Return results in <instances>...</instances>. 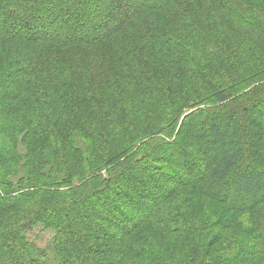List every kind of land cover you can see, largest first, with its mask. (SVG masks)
Masks as SVG:
<instances>
[{
  "label": "trees",
  "instance_id": "1",
  "mask_svg": "<svg viewBox=\"0 0 264 264\" xmlns=\"http://www.w3.org/2000/svg\"><path fill=\"white\" fill-rule=\"evenodd\" d=\"M11 78L14 95L0 96V132H12L0 148V264H78L65 244L74 230L84 264H264V126L252 113L264 102V0H0V86ZM246 122L254 164L231 197L223 185L247 157ZM194 139L200 169L163 154ZM134 171L141 181L126 187ZM18 174L28 189L12 187ZM141 189L149 207L128 206ZM29 190L43 196L27 202ZM97 190L121 199L109 215L119 230L108 222L98 234L76 214L101 220L87 204ZM39 222L52 226L48 248L26 241Z\"/></svg>",
  "mask_w": 264,
  "mask_h": 264
},
{
  "label": "rangeland",
  "instance_id": "2",
  "mask_svg": "<svg viewBox=\"0 0 264 264\" xmlns=\"http://www.w3.org/2000/svg\"><path fill=\"white\" fill-rule=\"evenodd\" d=\"M80 7V6H79ZM102 7V4H100L99 5V8H101ZM15 25H16V23H14L13 21H11L10 23H9V27L6 29L7 31H11V30H13V29H15ZM17 84V81H16V79H14V78H11L9 81H7L6 83H4L2 86H0V96L2 97L3 95H5V96H7V95H9V94H11V95H14V93H15V91H16V88H15V85ZM220 111H222V113H224L225 112V110L223 111V110H221V109H219ZM234 111V108H232L231 109V111ZM252 113L254 114V116L255 117H261L260 119H259V123H262L263 124V126H264V102H262V101H260L259 103L258 102H255V104H254V108H253V110H252ZM252 113H251V115L249 116L250 118H252ZM13 114H11V116H12ZM11 116H8V117H11ZM248 117V115H246V117H244V120L246 119ZM12 118V117H11ZM249 118V119H250ZM246 121H247V119H246ZM247 123V122H246ZM204 126H206V125H203V123L201 124V129H203L204 128ZM249 125H248V123L245 125V128H244V132H243V136L241 137L242 138V144L244 145V147L246 148V150H247V147H248V139L245 137V135L247 136V134L249 133ZM204 131V130H203ZM3 134H4V136H2L1 135V132H0V148H4V150L6 149V148H8L9 146H7L8 144H7V136L8 135H11L12 134V132L11 131H3ZM49 135V136H48ZM51 138V147L54 149V147H57L58 148V145L57 144H55L54 142H53V140H52V137H53V134L52 133H47V134H44L41 138H46V139H48V138ZM45 139V140H46ZM79 140V139H78ZM69 144L67 145V147H69L68 148V151H70V152H72L71 151V146H72V144H71V142L69 141L68 142ZM78 143H80L81 145L83 144V143H81V141H79ZM48 147H45V150L47 149ZM43 150H44V148H43ZM248 151V150H247ZM205 152H206V149H205V147L202 145V143H201V141L200 140H197V139H194L193 140V144H192V148L190 149V150H188L187 148H181V149H179V150H172V154H169V152L168 151H163V154L164 155H169V157L168 158H170V159H168L169 161H173V159H175L174 157L175 156H177V154H180V156H182L183 157V160H182V162H183V165L184 166H186V167H192L194 170L195 169H200L201 168V166H203L204 165V163H205V160L200 156V154L202 155V154H205ZM43 154H45V156H46V158L47 159H49L50 161H52V159L54 160V161H57L54 157H50V154H46L44 151H43ZM247 157L245 158V160L242 162V164L240 165L241 167L239 168V169H236V170H234V173H233V175H232V177L228 180L229 181V183H226V184H224L223 185V191L227 194V195H230L231 197H234L235 195H238V192L236 191V187H237V184H238V181H237V178H238V174L242 171H244L245 169H248V165H251V164H254V159L252 158V156H251V154H250V152L248 151L247 153ZM171 156V157H170ZM59 161H60V159H59ZM58 161V163H60ZM2 162L0 161V166H2ZM61 164V163H60ZM56 166V165H55ZM85 167H86V164L84 165ZM183 166V167H184ZM185 168V167H184ZM56 169H57V167H56ZM192 169V170H193ZM192 170H191V174L193 175V176H195L194 175V173H195V171L193 170V172H192ZM47 174V175H46ZM46 174H42V175H44L45 176V178L47 179V178H49V176H48V173L46 172ZM190 174V175H191ZM72 175V174H71ZM103 176H106V174H102ZM22 176H23V174H18V176H14L13 178H12V184H13V188L14 189H19L20 187H22V188H25V189H28V188H26L27 187V185L30 183V180L28 179V180H24L23 178H22ZM170 176V175H169ZM170 177H172V176H170ZM63 179L61 178V180H59L58 182H57V184H63V183H68L67 182V180H63ZM22 181V182H21ZM29 181V183H27ZM124 185L127 187H135V186H137L138 185V183L141 181V179H139V178H137L136 177V171H134V173H129V174H127L126 175V177H125V179H124ZM16 183V184H15ZM71 185L72 186H74L73 188H71L70 190L72 191V190H74L75 189V187H76V183H75V181L74 182H72L71 183ZM29 186V185H28ZM79 186V185H78ZM125 186H121L120 187V190H117V192L118 191H121V190H124V187ZM93 188V186L90 188V189H92ZM96 188V187H95ZM113 188V187H112ZM119 189V188H118ZM144 189H141V192H140V196H141V198L139 197V199H137V198H134V196L132 197V196H129L128 195V197H129V199L128 200H126L127 202H128V206H132V202H134L133 204H135V202L137 201V202H139V204H141L142 206H146V207H149V202H148V200L146 199V198H143V196L144 195H146L147 196V191L146 190H144ZM29 191H31V192H28V191H26L27 193H31V194H26V195H28V197L25 199L27 202H30V203H32L33 204V200H35V199H37L39 196H43V194H37L38 192H34L33 190H29ZM60 191H62V190H60ZM77 191V190H76ZM93 191H94V189H93ZM96 196H97V202H93V203H90V202H88L87 204H89L92 208H94V210H97L98 212L100 211V213L99 214H101V220H95V218L94 217H92L91 216V214H89L88 213V211L87 210H85L83 207H78V209L76 210L77 212H76V214L77 215H80V217L84 220V219H86V220H88L90 223H93V227L97 230V232H98V234H103L104 232H105V226H106V224L109 222H113L112 220H111V217L109 216V215H121V213H120V209L118 208V206H117V202L118 201H120L121 199H119L118 198V196H116V195H114L113 193L112 194H110L111 192L110 191H108V193H107V195L105 196V194H106V191L105 192H101V190H97L96 192ZM149 196H150V194H148ZM152 195V194H151ZM55 195H53V197H54ZM147 198H148V196H147ZM141 199L143 200V201H141ZM231 199H234V198H231ZM36 201V200H35ZM92 202V201H91ZM78 203H79V201L77 202V204L76 205H78ZM233 203V202H232ZM238 204L240 203L241 204V201H239V202H237ZM75 205V206H76ZM62 206V205H61ZM64 207V206H63ZM129 207V208H130ZM88 208H90V207H88ZM227 211V210H226ZM59 212H61V211H59ZM58 212V213H59ZM52 215H54V216H57L55 213L54 214H52ZM68 217H65V219H63V221L65 222H67L68 221V219H67ZM3 217H1L0 218V221L2 222V223H0V228H2L5 224H6V222H4L3 223ZM237 219V221H239L240 223H242V224H244V223H246L248 220H247V218L246 217H241V218H239V217H236L235 218V220ZM65 222V223H66ZM244 222V223H243ZM111 226H113L114 228H116L117 230H119V228H121L119 225H117L116 223H114L113 222V225L111 224ZM248 226V225H247ZM52 226H50V225H47V224H45V223H43V222H39L38 224H36V225H34V231H32V232H29V233H27V235H26V241L27 242H29V244L30 245H33L34 247H39V248H41V249H44V248H48V246H49V242H50V239H51V235H52V233H53V230H52V228H51ZM112 227V228H113ZM4 228V227H3ZM71 228V227H70ZM72 229V228H71ZM89 232V231H88ZM94 232H95V230H94ZM97 232H96V234H97ZM208 232H210V231H208ZM211 232H212V230H211ZM90 233V232H89ZM91 234V233H90ZM111 234V233H110ZM120 235L121 234H117L116 236H114V239H110V243H109V245H111L110 247H112V245H113V247H116V242L117 241H120V239L121 238H119L120 237ZM211 239V238H210ZM76 240H77V232L74 230V232L72 233V235H71V237L70 238H68V241H66V243L65 244H67V246H68V248H70V250H71V255L73 256V258H75L77 261V263L78 264H84V260H83V252H82V250H81V248L80 247H78L77 246V244H75V242H76ZM10 245H11V243H10ZM104 245V244H103ZM105 246V249L107 248V246H106V244L104 245ZM103 246V247H104ZM0 247H3V245L2 244H0ZM102 253L103 254H105V250L104 251H102ZM12 255L14 256V258L15 257H17V256H20L21 255V251L20 252H16V250H14V251H12ZM103 257H105V256H103ZM106 258V257H105ZM79 260H81V261H79ZM234 262H236L235 260H231V259H229V260H226V263H233L234 264ZM111 263V261L109 260L108 262H105V263H101V264H110Z\"/></svg>",
  "mask_w": 264,
  "mask_h": 264
}]
</instances>
